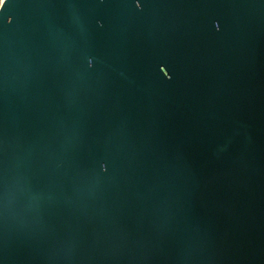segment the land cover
Segmentation results:
<instances>
[{"label":"water","instance_id":"1","mask_svg":"<svg viewBox=\"0 0 264 264\" xmlns=\"http://www.w3.org/2000/svg\"><path fill=\"white\" fill-rule=\"evenodd\" d=\"M0 264H264V0H4Z\"/></svg>","mask_w":264,"mask_h":264},{"label":"built area","instance_id":"2","mask_svg":"<svg viewBox=\"0 0 264 264\" xmlns=\"http://www.w3.org/2000/svg\"><path fill=\"white\" fill-rule=\"evenodd\" d=\"M3 2H4V0H0V8H1Z\"/></svg>","mask_w":264,"mask_h":264}]
</instances>
